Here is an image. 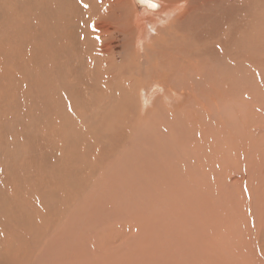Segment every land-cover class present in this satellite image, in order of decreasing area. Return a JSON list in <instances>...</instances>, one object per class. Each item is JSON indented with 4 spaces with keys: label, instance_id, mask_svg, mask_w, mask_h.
<instances>
[{
    "label": "rangeland",
    "instance_id": "obj_1",
    "mask_svg": "<svg viewBox=\"0 0 264 264\" xmlns=\"http://www.w3.org/2000/svg\"><path fill=\"white\" fill-rule=\"evenodd\" d=\"M107 1L0 0V264H264V34L250 24L263 0ZM97 8L104 72L83 35ZM226 10L231 50L212 52ZM138 12L167 18L143 46ZM172 25L198 46L164 68Z\"/></svg>",
    "mask_w": 264,
    "mask_h": 264
},
{
    "label": "bare ground",
    "instance_id": "obj_2",
    "mask_svg": "<svg viewBox=\"0 0 264 264\" xmlns=\"http://www.w3.org/2000/svg\"><path fill=\"white\" fill-rule=\"evenodd\" d=\"M90 1V0H89ZM96 1H100L101 2V0H96ZM134 1V0H133ZM180 1H185V2H188V1H192V0H180ZM195 1V0H194ZM232 0H203V2L202 3H204V4H206V3H209L210 5H215V4H220L221 5V3H223V5L224 6H227V4L228 3H230ZM240 1H243V0H240ZM257 1V0H256ZM106 2H108L107 0H102V3H99L98 2V6H104V4L106 3ZM155 2V1H154ZM259 2V1H258ZM119 3V2H118ZM137 4V3H136ZM177 4V3H176ZM255 5H256V2L254 3ZM138 5V4H137ZM164 5V4H163ZM163 5H161V8L164 10V9H174L175 7H170V8H168L169 6H166L167 8H164L163 7ZM237 5H239V4H237ZM242 5V4H241ZM106 6H107V4H106ZM143 6V5H142ZM156 6H158V5H156ZM165 6V5H164ZM174 6H176V5H174ZM218 6V5H217ZM252 6V5H251ZM147 7V6H146ZM240 7V6H239ZM255 6H253V11L255 12V15L257 16H251V26L253 27V26H257L258 28V31L256 32L254 29H253V31L254 32H256V33H263L264 34V0L263 1H260V3L259 4H257V7H255ZM85 8V7H84ZM99 8V7H98ZM98 8H97V10L95 11L96 12V15H94V16H92L93 14V11L94 10H92V9H87V11H86V17H84V19H83V23H84V26H83V28H84V32H83V35L84 36H87V46L88 47H91V46H94V48L92 49V52L90 53V59L91 60H89V62H91V63H93V62H95L94 64H95V66H101L100 68H98V69H96V71L97 70H101L102 68H103V66H107L106 64H111L114 60H112V62L110 63V61L108 60L107 62H105L104 61V56L106 55V53H108L109 51H110V47H109V39L110 38H108V36L111 34V32H109L108 31V29H107V24H109V22H107V20H105V16H106V14H102V15H99L100 13H98ZM148 8H152V7H148ZM155 8V7H154ZM154 8H152V9H154ZM177 8H179V7H177ZM243 8H246V7H244L243 6ZM242 8V9H243ZM100 9V8H99ZM226 9H229V7L227 6L226 7ZM238 9H240V8H238ZM252 9V8H251ZM241 11V10H240ZM2 12V11H1ZM47 12V11H46ZM102 13V12H101ZM130 13V12H129ZM246 13H247V11H246ZM156 13H151L150 15H149V17H143L139 12L137 13V15L135 16V19H134V26H135V28H136V30L135 31H137L138 32V36H139V33L141 34V36L143 37V40H141V37H138V39L136 40V45H141V46H143V45H145V40L146 39H150L148 36H149V32H148V29H150V32H151V29L153 30V34L154 35H158V33H159V30H160V28L163 26V24H166V21L165 20H167V18H163V19H161V20H159V22H158V18H157V16L155 15ZM252 14V13H251ZM130 15V14H129ZM127 16V15H126ZM182 16V15H181ZM228 12H227V10H226V12H225V14H219L218 16H214V17H212V22L214 23V25H215V27L214 28H212L211 29V31L209 32L210 34H212V33H217L218 35H220L221 36V43H220V41L219 42H216V43H212V41H208V42H211V43H209V44H205V47L207 46H209V48L211 49V51L212 52H215V50L216 51H220V50H218V49H220V48H224V50L225 49H228V50H226L227 52H228V54L230 53L229 52V49H230V38H231V36L230 35H232L231 34V32H232V29L233 28H231V26H230V24L228 23L227 24V19H228ZM113 17H114V15H113ZM183 18V17H182ZM142 19L144 20H148V21H145V22H142ZM179 19V18H178ZM238 19H239V17H238ZM248 20V19H247ZM75 21V20H74ZM113 21V20H112ZM133 22V21H132ZM158 22V23H157ZM168 22V21H167ZM218 22H221V26H216V23H218ZM241 23H240V26L239 27H237V29L239 30V31H242L243 29L241 28V25L243 24V23H245V21L244 20H241L240 21ZM73 23V22H72ZM75 23H77V22H75ZM128 24V23H127ZM126 24V25H127ZM158 24H161V26H157ZM79 25H81V24H79ZM83 25V24H82ZM146 25H149V26H147L146 27ZM128 26H131V27H133L132 26V24L131 23H129V25ZM250 26V25H249ZM149 27V28H148ZM192 27V26H191ZM82 28V29H83ZM148 28V29H147ZM178 28V27H177ZM244 28V27H243ZM72 29H74V28H72ZM76 29H77V27H76ZM75 29V30H76ZM164 29V28H163ZM247 29V28H246ZM176 30V29H175ZM70 31H71V29H70ZM80 31H81V28H80ZM248 31H250L249 30V28H248ZM68 32V31H67ZM176 32V31H175ZM179 32V31H178ZM253 32V33H254ZM57 33V32H56ZM63 33V32H62ZM75 33H76V31H75ZM151 33V34H152ZM166 33H168L167 35L169 36L168 37V39H164V41H165V43L164 44H166L167 46H165V47H163L162 49L164 50V52H162L161 54H157L156 52H155V56H157L156 58H154V61L156 60V63L158 62V64H160L159 66H163L164 64H166L167 63V65L169 64L168 62H169V60H170V58H171V49L175 46L176 47V45L178 46V48H175V49H178V50H181V49H183V44L185 45V44H187V45H189V47H190V49H194L195 48V45H197L195 42H191L190 40V42L189 41H187L186 39H184L183 37L184 36H186V35H182L181 34V36H179L178 35V33H177V35L179 36H177L175 33H174V28H173V25H172V27H170L169 29H167V31H166ZM72 34V33H71ZM54 35V34H53ZM60 35V34H59ZM70 35V34H69ZM252 35V34H251ZM183 36V37H182ZM208 36V35H207ZM254 36V35H253ZM260 36H262V35H260ZM54 37V36H53ZM52 37V38H53ZM56 37V36H55ZM61 37V36H60ZM68 37V36H67ZM71 37V36H70ZM69 37V38H70ZM74 37H75V35H74ZM216 37H218V36H216ZM249 37V36H248ZM256 37H258V36H256ZM63 38V37H62ZM77 38V37H76ZM84 38V37H83ZM151 38H152V36H151ZM211 38V37H210ZM242 38V37H241ZM244 38V37H243ZM246 39H247V37H245ZM244 38V39H245ZM56 39V38H55ZM63 39H66V38H63ZM176 39H178V40H176ZM190 39V38H189ZM212 39V38H211ZM217 39H219V37L218 38H216V41H217ZM254 39V38H253ZM70 41H71V39H69ZM84 40V39H83ZM86 40H84V41H86ZM176 40V41H175ZM258 40H260V39H258ZM178 41H182V43H180V42H178ZM194 41V40H193ZM214 41V40H213ZM244 41V40H243ZM246 41V40H245ZM59 42V41H58ZM66 42H67V40H66ZM77 42V41H76ZM239 42H240V40H239ZM238 42V43H239ZM253 42V41H252ZM261 42V41H260ZM263 42V41H262ZM55 43V42H54ZM63 43H64V40H63ZM86 43V42H85ZM158 43H160V42H158ZM219 43V44H218ZM248 43H250L249 41H248ZM256 43V42H255ZM69 44V43H68ZM220 44H223V46L222 47H220ZM242 44V43H241ZM61 45V44H60ZM63 46H65V47H67L66 46V44L64 45V44H62ZM74 45V44H73ZM235 45V44H234ZM243 45L245 46L246 44H245V42L243 43ZM255 45V44H254ZM198 46V45H197ZM251 46V45H250ZM250 46H248L247 45V47H250ZM76 47V46H75ZM179 47H181V48H179ZM194 47V48H193ZM220 47V48H219ZM262 48H263V46H261ZM69 48V47H68ZM85 48V47H84ZM92 48V47H91ZM231 48H232V46H231ZM65 49V48H64ZM75 49V48H74ZM95 49V50H94ZM158 49H160V48H158ZM54 50H55V46H54ZM57 50H60V49H57ZM169 50H171V51H169ZM223 50V49H222ZM231 50V49H230ZM253 50V49H252ZM263 50V49H262ZM233 51H234V49H233ZM241 51H243V50H241ZM250 51H251V49H250ZM255 51H257V50H255ZM57 52V51H56ZM56 52H55V54H56ZM61 52V51H60ZM88 52V51H87ZM90 52V51H89ZM111 52V51H110ZM133 52V51H132ZM160 53V52H159ZM177 53H179L178 51H177ZM218 53V52H217ZM238 53V52H237ZM253 53H254V51H253ZM88 55H89V53H87ZM239 54V53H238ZM244 54V53H243ZM56 55H58V53L56 54ZM113 55V54H112ZM124 55H128L129 56V54H124ZM131 55H133V54H131ZM154 55V54H153ZM174 55V54H173ZM232 55H234V54H232ZM259 55V54H258ZM127 56V57H128ZM146 56L147 55H144V57L146 58ZM238 56V55H237ZM261 56V55H260ZM133 57V56H132ZM151 57V56H150ZM174 57V56H173ZM172 57V58H173ZM181 56H177V58L179 59ZM221 57V56H220ZM54 58H56V57H54ZM83 58V57H82ZM86 58L88 59V56H86ZM109 58V57H108ZM113 59H115L114 57H112ZM129 58V57H128ZM128 58H127V60H128ZM219 58V57H218ZM87 59H85V60H87ZM107 59V58H106ZM226 59H229V58H227V56H226ZM56 60V59H55ZM77 60L78 59H76V63L75 64H78L77 63ZM123 60H124V58H123ZM131 60V59H130ZM135 60H136V58H135ZM173 60V59H172ZM171 60V61H172ZM79 62H82L83 63V61H84V59H82V61H80V60H78ZM122 61V60H121ZM125 61V60H124ZM143 61V60H142ZM176 61H179V60H177L176 59ZM130 62H132V61H130ZM137 62V61H136ZM173 62V61H172ZM239 62V61H238ZM56 63V62H55ZM85 63V62H84ZM83 63V64H84ZM90 63V64H91ZM116 63V62H115ZM115 63H113V64H111V65H114ZM125 63V62H124ZM138 63H139V59H138ZM150 63V62H149ZM173 63H175V62H173ZM173 63H171V65H173ZM177 63V62H176ZM176 63H175V65H176ZM179 63V62H178ZM177 63V64H178ZM191 63V62H190ZM247 63V62H246ZM259 63V62H258ZM85 64H88V61H86V63ZM118 64H119V62H118ZM118 64H117V66H118ZM121 64H122V62H121ZM125 64H127V62L125 63ZM131 64V63H130ZM243 64V63H242ZM248 64V63H247ZM89 65V64H88ZM116 65V64H115ZM143 65V64H142ZM141 65V66H142ZM166 65V66H167ZM170 65V68L172 67ZM192 65H193V63H192ZM83 66V65H82ZM126 66V65H125ZM134 66H136V65H134ZM179 65H177V67H178ZM223 66V65H222ZM227 66V65H226ZM73 67H75V66H73ZM84 67V66H83ZM119 67V66H118ZM138 67V66H137ZM176 67V68H177ZM194 67V66H193ZM88 68V67H87ZM91 68V67H90ZM93 68V67H92ZM95 68V67H94ZM97 68V67H96ZM109 68V67H108ZM112 68V67H111ZM115 68V67H114ZM117 68V67H116ZM122 68H124L123 67V65H122ZM164 68H165V65H164ZM167 68V67H166ZM169 68V66H168V69H170ZM176 68H175V70H176ZM179 68H180V66H179ZM244 68V67H243ZM67 69V68H66ZM71 69H72V67H71ZM77 69V68H76ZM83 69V68H82ZM89 69V68H88ZM105 69V68H104ZM107 69V68H106ZM113 69V68H112ZM112 69H111V72H112ZM120 69V68H119ZM125 69H127V68H125ZM131 69H132V67H131ZM151 69L152 68H150V71H151ZM241 69V68H240ZM80 70V69H79ZM90 70V69H89ZM93 70V69H92ZM92 70H90L91 72H93ZM114 70V69H113ZM123 70V69H122ZM165 70V69H164ZM178 70V69H177ZM196 70V69H195ZM68 71V70H67ZM74 71H77V70H75L74 69ZM81 71V70H80ZM95 71V70H94ZM104 72V70L102 69L101 70V72ZM109 71V70H108ZM133 71V70H132ZM131 71V72H132ZM90 72V74H92ZM106 72V71H105ZM119 72H120V70H119ZM121 72H123V71H121ZM125 72H127V70L125 71ZM134 72H135V68H134ZM153 72V71H152ZM151 72V73H152ZM155 72V71H154ZM164 72V71H163ZM187 71H185V73H186ZM86 73H88V71L87 72H85V74ZM98 73V72H97ZM108 73V72H107ZM110 73V72H109ZM112 73H114V72H112ZM129 73V72H128ZM133 73V72H132ZM160 73H162L161 71H160ZM176 73H177V71H176ZM184 73V74H185ZM70 74V73H69ZM90 74H87V75H90ZM94 74H95V72H94ZM119 74V73H118ZM126 74V78H127V83H125V84H128V85H130L131 86V88H132V83L133 82H138V77H135V76H133V75H128L127 73H125ZM124 74V75H125ZM134 74V73H133ZM135 74H137V73H135ZM157 74V73H156ZM156 74H154V75H156ZM165 74H166V72H165ZM72 75V74H71ZM100 77H101V75L100 74H98ZM106 75V74H105ZM111 75V74H110ZM121 75V74H120ZM119 75V76H120ZM151 75V74H150ZM164 75V74H163ZM183 75V74H182ZM72 76H74V73H73V75ZM77 76V75H76ZM98 76V77H99ZM112 76H114V77H111L110 76V81H111V83H114V82H116V81H118V80H120V77L122 76H120V77H118L117 75H112ZM117 76V77H116ZM136 76H138V75H136ZM158 76H160V75H158ZM95 77H97V75L95 76ZM69 78V77H68ZM155 78V77H154ZM74 80V79H73ZM81 81H82V79H81ZM106 80H104V82H105ZM182 81H183V79H182ZM119 82V81H118ZM121 82V81H120ZM119 82V83H120ZM158 82H160V81H158ZM107 83V82H106ZM108 84V83H107ZM110 84V83H109ZM149 84V82H146L145 83V85H148ZM136 85V84H135ZM152 85H155V88H154V90H152L151 91V93H154V92H156V89L158 88V89H160V88H164L163 86H161L159 83H154V81H153V84ZM223 85V84H222ZM102 86H103V83H102ZM119 86H123V85H120L119 84ZM161 86V87H160ZM167 86V85H166ZM124 87V86H123ZM125 87H127V86H125ZM141 87V86H140ZM170 88V87H169ZM173 88H175V87H173ZM127 89H128V87H127ZM126 89V90H127ZM136 90L135 91H137L139 88H135ZM171 89V88H170ZM175 89H177V88H175ZM121 90H122V88H121ZM129 90H131L130 89V87H129ZM128 90V91H129ZM164 90V89H163ZM178 90V89H177ZM123 91H125V90H123ZM134 91V90H133ZM169 91V90H168ZM148 92V91H147ZM165 92V91H164ZM126 93H128V92H126ZM170 93V92H169ZM124 94V93H123ZM130 94H132V91L130 92ZM135 94H137L136 92H135ZM165 94V93H164ZM126 96V95H125ZM132 96V95H131ZM130 96V97H131ZM135 96V95H134ZM128 96H126V98H127ZM177 98H178V96H177ZM174 99V98H173ZM126 100H128V99H126ZM130 100H132V98L130 99ZM129 101V100H128ZM130 102V101H129ZM128 102V103H129ZM136 102V101H135ZM127 103V102H126ZM131 103V102H130ZM121 104H122V102H121ZM124 104V103H123ZM128 105H130V104H126V106H128ZM134 105V104H133ZM131 106V105H130ZM137 106V105H136ZM129 108V107H128ZM129 110H130V108H129ZM128 110V111H129ZM127 111V110H126ZM138 112V111H137ZM136 113V112H135ZM126 114V113H125ZM137 114V113H136ZM168 115V114H167ZM129 116V115H128ZM130 116H131V113H130ZM157 117H159V116H157ZM84 118V117H83ZM132 119H133V117H131ZM130 119V118H129ZM155 119V118H154ZM136 120V119H135ZM128 121V120H127ZM147 122V121H146ZM85 123V122H84ZM134 123V122H133ZM105 124H107V123H105ZM136 124V123H135ZM144 124V123H143ZM90 125V124H89ZM108 125V124H107ZM123 125H124V123H123ZM134 125V124H133ZM137 126V125H136ZM136 126H135V128H132V129H136ZM140 126H142V125H140ZM144 126V125H143ZM149 126V125H148ZM114 127V126H113ZM117 127V126H116ZM123 127V126H122ZM125 127V126H124ZM139 127V126H138ZM106 128H108V127H106ZM126 128V127H125ZM142 128V127H141ZM109 130H111L110 128H108ZM120 129H121V127H120ZM138 129V128H137ZM136 129V131H138ZM115 130V129H114ZM122 130V129H121ZM122 132H123V130H122ZM125 132V131H124ZM127 132V131H126ZM135 132V131H134ZM140 132V131H139ZM139 132H138V135H139ZM144 132V131H143ZM146 133V132H145ZM117 134V133H116ZM142 134V133H141ZM148 134V133H147ZM107 136V135H106ZM129 136V135H128ZM132 136V135H131ZM141 136V135H140ZM145 136H146V134H145ZM152 138V137H151ZM135 139V138H134ZM142 139H145V138H142ZM131 140V139H130ZM132 141V140H131ZM138 141V140H137ZM136 141V142H137ZM132 142H134L135 143V141H132ZM155 142V141H154ZM153 142V143H154ZM143 143V142H142ZM144 144V143H143ZM132 146H134L133 144H131V147H129V148H131L132 149ZM139 146V145H138ZM135 147V146H134ZM138 149V148H137ZM141 149V148H140ZM145 149V148H144ZM129 150V149H128ZM132 151V150H131ZM142 151V150H141ZM144 151V150H143ZM123 152V151H122ZM147 152V151H146ZM120 154V153H119ZM123 155V154H122ZM123 158H120V160H122ZM118 160V159H117ZM119 160V161H120ZM154 160V159H153ZM121 162V161H120ZM138 166V165H137ZM156 167V166H155ZM139 168V167H138ZM100 169V168H99ZM135 170V169H134ZM139 170V169H138ZM156 170V169H155ZM136 173V172H135ZM157 173V172H156ZM152 174V173H151ZM154 174V173H153ZM92 175V174H91ZM96 181V180H95ZM39 244V243H38ZM43 246V245H42ZM45 247V246H44ZM52 247V246H51ZM57 248V247H56ZM43 249V247L42 248H40V250H42ZM8 250V249H7ZM35 250V249H34ZM45 250V249H44ZM58 250H60V249H58L57 248V251ZM65 250H67V248H65L64 249V251ZM43 251V250H42ZM68 251V250H67ZM19 252V251H18ZM23 252V251H22ZM45 252H46V254H47V250H45ZM59 252V251H58ZM79 252V251H78ZM8 253V252H7ZM69 253V252H68ZM50 254V253H49ZM65 255V254H64ZM67 255V254H66ZM50 256V255H49ZM52 256V255H51ZM53 258V257H52ZM34 260V259H33ZM57 260V259H56ZM64 264V263H63Z\"/></svg>",
    "mask_w": 264,
    "mask_h": 264
},
{
    "label": "water",
    "instance_id": "obj_3",
    "mask_svg": "<svg viewBox=\"0 0 264 264\" xmlns=\"http://www.w3.org/2000/svg\"><path fill=\"white\" fill-rule=\"evenodd\" d=\"M135 3H137L138 5H143V6H147V7H150L149 5H155L156 7V3L152 0H134ZM154 8V7H152Z\"/></svg>",
    "mask_w": 264,
    "mask_h": 264
},
{
    "label": "snow or ice",
    "instance_id": "obj_4",
    "mask_svg": "<svg viewBox=\"0 0 264 264\" xmlns=\"http://www.w3.org/2000/svg\"><path fill=\"white\" fill-rule=\"evenodd\" d=\"M150 7H155V5H149ZM85 7H87V5H85Z\"/></svg>",
    "mask_w": 264,
    "mask_h": 264
}]
</instances>
